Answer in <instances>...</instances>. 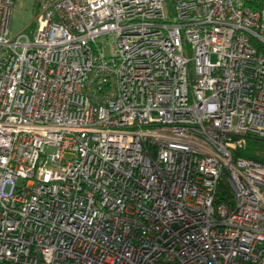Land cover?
<instances>
[{"label": "built area", "instance_id": "obj_1", "mask_svg": "<svg viewBox=\"0 0 264 264\" xmlns=\"http://www.w3.org/2000/svg\"><path fill=\"white\" fill-rule=\"evenodd\" d=\"M43 5L0 0V264H264V0Z\"/></svg>", "mask_w": 264, "mask_h": 264}, {"label": "rangeland", "instance_id": "obj_2", "mask_svg": "<svg viewBox=\"0 0 264 264\" xmlns=\"http://www.w3.org/2000/svg\"><path fill=\"white\" fill-rule=\"evenodd\" d=\"M44 0H13V13L9 36L15 38L20 33H28L30 36L38 27ZM52 152L53 148L48 149Z\"/></svg>", "mask_w": 264, "mask_h": 264}, {"label": "trees", "instance_id": "obj_3", "mask_svg": "<svg viewBox=\"0 0 264 264\" xmlns=\"http://www.w3.org/2000/svg\"><path fill=\"white\" fill-rule=\"evenodd\" d=\"M237 155L264 162V140L254 136L247 137L245 146L237 150Z\"/></svg>", "mask_w": 264, "mask_h": 264}]
</instances>
